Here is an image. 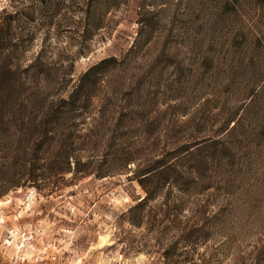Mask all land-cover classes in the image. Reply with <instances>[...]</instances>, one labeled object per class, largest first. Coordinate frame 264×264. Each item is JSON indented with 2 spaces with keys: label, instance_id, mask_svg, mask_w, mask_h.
Returning a JSON list of instances; mask_svg holds the SVG:
<instances>
[{
  "label": "rangeland",
  "instance_id": "374dc122",
  "mask_svg": "<svg viewBox=\"0 0 264 264\" xmlns=\"http://www.w3.org/2000/svg\"><path fill=\"white\" fill-rule=\"evenodd\" d=\"M56 1L60 14L48 23L44 9L31 51L41 50L60 77L73 61L72 84L101 61L115 60L96 69L94 109L86 116L111 121L109 140L101 145L93 139L86 151L100 157L95 171L111 174L67 173L51 180L59 187L52 195L46 196L47 182L38 181L1 198L11 199L10 211L2 208L9 226H36L33 248L41 257L14 262L12 250L0 245V264H161L145 226L132 229L120 221L144 192L113 159L120 153L147 163L170 151L194 152L179 164L196 167L199 187L209 185L187 196L183 216L206 209L199 219L218 231L207 246L225 245L219 264H264V0H116L91 35L84 33L93 22L88 0ZM38 2L48 0H0V9ZM251 97L258 108L247 111ZM229 115L242 126L229 137L219 135ZM202 160L206 167L198 165ZM27 189L39 195L33 213L15 219ZM130 235L132 250L123 242Z\"/></svg>",
  "mask_w": 264,
  "mask_h": 264
},
{
  "label": "trees",
  "instance_id": "16d2710c",
  "mask_svg": "<svg viewBox=\"0 0 264 264\" xmlns=\"http://www.w3.org/2000/svg\"><path fill=\"white\" fill-rule=\"evenodd\" d=\"M115 4L116 0H88V7L93 9V22L91 29L84 33L91 35L99 30ZM22 6L0 9V199L11 190L38 181H46L43 186L46 196L52 195L59 187L51 180L67 173L74 178L89 175L103 178L111 174L109 169L95 171L94 166L100 160L95 151L86 155L93 139L101 145L109 140L106 124L110 125L111 121L102 115L93 114L88 119L86 116L94 109L96 69L115 60H104L89 68L74 84L71 80L73 61L64 77L55 75L57 72L49 68L44 53L41 50L32 53L31 48L45 22L53 24L62 6L56 0ZM101 6L104 13L97 15L96 10ZM44 9L50 13L45 22ZM245 108L247 111L258 108L253 97ZM240 121H234L229 115L219 135L229 137L242 126ZM212 143H205V147H211ZM185 152V155L175 151L159 153L147 163H136L138 159L120 153L114 157L113 161H119L122 168L128 170L127 180L136 182L144 192L121 214L120 221L132 229L145 226L149 242L153 243L151 248L160 257L161 264H219L225 245L207 246L218 236V231L210 222L202 223L199 219L206 209L194 207L190 218L183 216L190 208L187 196L209 188V185L199 187L196 167L179 164L194 156L192 151ZM198 165L206 167L207 161L202 160ZM123 242L129 250L135 244L132 235ZM200 246L205 247L203 252L198 251ZM138 251L137 247L133 252Z\"/></svg>",
  "mask_w": 264,
  "mask_h": 264
},
{
  "label": "built area",
  "instance_id": "2783aa9c",
  "mask_svg": "<svg viewBox=\"0 0 264 264\" xmlns=\"http://www.w3.org/2000/svg\"><path fill=\"white\" fill-rule=\"evenodd\" d=\"M39 195L34 189H27L22 195L17 210L14 213V218H20L21 213L24 211L28 216L33 213V205L36 202ZM1 201V200H0ZM8 204H11V199L8 197L5 200ZM6 214L3 209L0 208V235L1 243L3 247H8L12 250L14 262L27 261L33 259L38 261L40 254L34 253L33 242L37 237L38 229L31 222L27 221L24 224H16L9 226L6 223ZM54 259V258H52Z\"/></svg>",
  "mask_w": 264,
  "mask_h": 264
},
{
  "label": "crops",
  "instance_id": "0c3cea01",
  "mask_svg": "<svg viewBox=\"0 0 264 264\" xmlns=\"http://www.w3.org/2000/svg\"><path fill=\"white\" fill-rule=\"evenodd\" d=\"M0 208H5V210H6V212H9L8 210H7V208H8V203L7 202H5V201H0ZM13 210V209H12ZM1 240V239H0ZM1 247V246H0ZM4 251L6 252L7 250L4 248Z\"/></svg>",
  "mask_w": 264,
  "mask_h": 264
}]
</instances>
